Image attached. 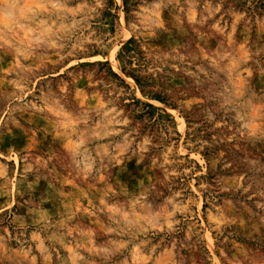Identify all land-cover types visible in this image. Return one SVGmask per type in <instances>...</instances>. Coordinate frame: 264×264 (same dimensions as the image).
I'll list each match as a JSON object with an SVG mask.
<instances>
[{"label": "rangeland", "instance_id": "1", "mask_svg": "<svg viewBox=\"0 0 264 264\" xmlns=\"http://www.w3.org/2000/svg\"><path fill=\"white\" fill-rule=\"evenodd\" d=\"M0 264H264V0H0Z\"/></svg>", "mask_w": 264, "mask_h": 264}]
</instances>
